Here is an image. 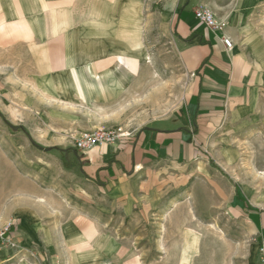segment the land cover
<instances>
[{
	"label": "crops",
	"instance_id": "obj_1",
	"mask_svg": "<svg viewBox=\"0 0 264 264\" xmlns=\"http://www.w3.org/2000/svg\"><path fill=\"white\" fill-rule=\"evenodd\" d=\"M158 3L186 78L182 104L153 125L125 132L115 145L77 151L80 173L107 203L101 217L88 207H21L9 219L13 246L0 247V264H127L124 246L110 230L111 213L134 220L158 214L174 183L187 181L191 170L206 172L205 155L230 169L236 165L239 147L230 134H264V0L149 5ZM144 4L0 0V54L25 55L19 75L44 103L29 110L46 120L45 134L60 135L48 146L66 144L67 150L84 134L117 127L140 102ZM197 8L225 24L222 30L212 32L196 20ZM222 37L232 43L230 50ZM256 176L262 181L258 193L240 190L246 201L237 196L232 208L243 215L257 247L264 241V174Z\"/></svg>",
	"mask_w": 264,
	"mask_h": 264
},
{
	"label": "rangeland",
	"instance_id": "obj_2",
	"mask_svg": "<svg viewBox=\"0 0 264 264\" xmlns=\"http://www.w3.org/2000/svg\"><path fill=\"white\" fill-rule=\"evenodd\" d=\"M151 1L145 0L141 21V100L126 111L124 121L117 126L124 132L167 118L183 102L186 78L165 34L162 7L159 3L151 7ZM24 61L23 54H0L3 240L9 239L8 233L13 231L8 223L12 213L21 207H88L92 216L100 218L101 206L107 205L96 188L85 181L78 160L64 149L66 144L48 146L60 135L45 134L46 120L29 110L44 103L30 93L28 80L19 75L24 72ZM119 61L132 63L125 58ZM12 126L18 129L13 131ZM229 137L239 147L238 162L231 169L216 159L214 167L207 164L204 174L191 170L187 181L173 184L158 214L136 220L119 212L110 214L115 224L110 230L124 246L127 264L258 263L257 247L246 221L232 206L238 197L246 201L240 190L250 195L251 187L254 194L262 185L261 179L254 176L264 174V134L258 131ZM44 148L51 150L45 152ZM7 246L4 243L1 247Z\"/></svg>",
	"mask_w": 264,
	"mask_h": 264
},
{
	"label": "built area",
	"instance_id": "obj_3",
	"mask_svg": "<svg viewBox=\"0 0 264 264\" xmlns=\"http://www.w3.org/2000/svg\"><path fill=\"white\" fill-rule=\"evenodd\" d=\"M194 17L199 22L203 23L210 31H221L225 26L223 23H218L214 15L205 8H197L194 10ZM221 43L225 49L230 50L232 43L225 37L221 38ZM128 135L123 131L121 127L113 128H101L94 132L84 134L74 140V149L80 152L89 151L97 146L101 145H115ZM6 231V230H5ZM4 233L0 234V247L4 243L10 247L13 246L10 239H2ZM258 263L264 264V241L260 242L257 246Z\"/></svg>",
	"mask_w": 264,
	"mask_h": 264
},
{
	"label": "trees",
	"instance_id": "obj_4",
	"mask_svg": "<svg viewBox=\"0 0 264 264\" xmlns=\"http://www.w3.org/2000/svg\"><path fill=\"white\" fill-rule=\"evenodd\" d=\"M68 150H69V151H67V152L72 153L75 159H78V158H79V154H78L77 150H75V149H68ZM205 156H206L207 158H209V162H210V164H211L212 166H214V164H213L212 160L210 159V157H209L208 155H205ZM66 168H68V167H66Z\"/></svg>",
	"mask_w": 264,
	"mask_h": 264
},
{
	"label": "water",
	"instance_id": "obj_5",
	"mask_svg": "<svg viewBox=\"0 0 264 264\" xmlns=\"http://www.w3.org/2000/svg\"><path fill=\"white\" fill-rule=\"evenodd\" d=\"M11 129H12L13 131H16L18 128L12 126ZM42 150L45 151V152H48V151L51 150V148H44V149H42Z\"/></svg>",
	"mask_w": 264,
	"mask_h": 264
}]
</instances>
